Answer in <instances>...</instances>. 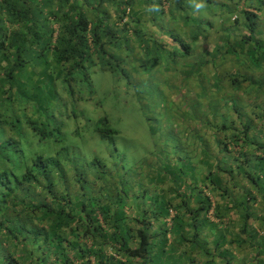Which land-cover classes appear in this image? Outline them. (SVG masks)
Instances as JSON below:
<instances>
[{"label":"trees","instance_id":"1","mask_svg":"<svg viewBox=\"0 0 264 264\" xmlns=\"http://www.w3.org/2000/svg\"><path fill=\"white\" fill-rule=\"evenodd\" d=\"M232 1L0 0V264H150L158 239L165 235L163 219L169 208L175 212L173 220L189 218L193 237L198 236L196 212L205 204L189 205V195L200 191L195 185L189 193L178 191L185 197L175 203L162 190L127 195L128 186L115 183L104 186L110 195H101V186L93 185L106 167L93 156L87 163L78 162L84 158L78 150L53 145L66 139V130L73 127L70 119L81 117L79 104L93 98L92 67L127 80L133 68L154 70L155 89L163 91L173 79L194 76L189 65L197 60L189 59L196 56L201 37L210 70L223 60L213 63L220 54L235 49L229 37H239L242 52L248 48L253 58L262 57L264 44L254 31L255 12L264 0H257L252 10L251 0ZM239 23L243 33H238ZM208 36L225 50H208ZM199 62L195 80L205 78L202 68L207 63ZM37 65L45 69L46 87L42 100L32 104L18 85ZM233 71L222 79L236 81L240 74ZM256 85L261 88L263 82ZM254 104L247 108L252 117L244 114V104H234L240 116L236 134L247 135L260 117L261 109L256 111ZM60 106L70 109L64 117L56 116L57 109L64 110ZM104 120L97 119L93 130L115 134L106 122L97 126ZM83 121L75 125L91 126L88 118ZM235 139L240 162L248 163L251 154L245 153V144L255 141L248 136ZM96 168L100 170L90 181Z\"/></svg>","mask_w":264,"mask_h":264},{"label":"rangeland","instance_id":"2","mask_svg":"<svg viewBox=\"0 0 264 264\" xmlns=\"http://www.w3.org/2000/svg\"><path fill=\"white\" fill-rule=\"evenodd\" d=\"M230 1L233 3L232 0ZM229 3L227 2L226 5L230 6ZM216 23L217 19L215 25ZM201 38L196 42V50H198L193 51L196 56L189 59L197 60L193 66L189 65V69L194 76L186 79L183 77L173 79V86L171 85L163 91L159 88L155 89V82L153 81L155 77L153 78L152 75L154 70L146 73L145 70L140 69V66L137 69L133 68L130 71L132 75L127 80L116 72L99 69L97 66L90 69L93 98L91 101L79 104L80 112H77V115L80 116L81 113V117L76 120L70 119L68 123L73 127L66 130V139L57 141L53 146L58 148L59 145H65L70 150H78L79 155L85 158L81 157L78 162L82 160V162L87 163L93 156L106 167L103 170L104 173L95 180L93 185L95 189L101 186L98 192L101 195H110L109 191L104 189V186H110L111 183L122 184V187L128 186L125 189L128 190L127 195L132 192L143 195L139 193L141 190H145V195L154 194L155 190L158 192L162 190L164 195H168L165 191L169 188L172 193H175L172 195H177L178 190H181L185 185L188 186V181H194L192 179L195 178V175L197 183H199L198 181L204 178L208 170H212L217 174V166L225 165V160L221 163H212L215 160L213 159L206 163L205 167H201L198 158L194 157L195 155L197 157V152L205 146L203 138L196 135H198L197 131H202L206 114L201 112L202 115L200 114L199 118H194L196 114H194L193 106L187 99L186 91L196 90L197 95L201 97L198 100L201 103L200 105H207V113H209V108L211 109L209 106L211 100L205 99L207 88L201 90L197 86L198 84L207 86L209 82L199 81V78L194 79L196 78L195 70L199 64H202L199 60H204L208 67L211 63V59L206 57L205 46ZM207 41L211 43L213 41L212 37L208 36ZM177 58L183 60L182 57L177 56ZM44 70L42 65L34 66L32 70L27 71L26 77L19 82L18 89L23 86L24 95L32 100V104L42 100L43 90L46 87L43 78L45 76L43 75ZM210 75H212V72ZM138 76L140 78H137ZM136 78L138 79L137 82H135ZM224 81L226 80L222 82ZM46 82L49 86V78ZM209 89L212 88L209 87ZM220 98L222 96L218 97V99ZM204 101L206 104H203ZM219 103L218 100L212 101L213 107ZM66 109L70 110L69 107L64 108V110L57 109L55 111L56 116L60 114L64 117L63 113ZM102 117H105L106 120L103 122L97 121V126L101 128L106 122L105 125L116 130L115 134L108 133V136H106L93 130L95 121ZM85 118L92 122L90 123L91 126H88V124L86 127L75 125L78 122L83 124ZM73 129H76V131L73 132ZM207 132L210 131L205 127L202 134H207ZM202 136L208 141L210 140L206 135ZM212 136H214V132ZM232 157H235L234 164L237 165L235 171L244 170L245 168L239 161L240 158ZM255 161H257V157L248 159L252 169L261 172L259 185H263L264 155L261 158L263 163L261 169ZM227 168L229 169L230 166ZM98 169L91 170L92 176H88L90 181ZM212 174L214 173H208L210 177ZM252 174L255 175V173ZM235 175L232 172V174L226 176L233 177ZM165 181L167 182L166 187L164 186Z\"/></svg>","mask_w":264,"mask_h":264},{"label":"crops","instance_id":"3","mask_svg":"<svg viewBox=\"0 0 264 264\" xmlns=\"http://www.w3.org/2000/svg\"><path fill=\"white\" fill-rule=\"evenodd\" d=\"M251 3L250 10L255 7L257 0H251ZM255 13L257 17L254 37L264 44V6ZM237 29L238 33L244 31L240 23L237 24ZM238 38V36L228 38L236 50L228 48L226 54L219 55L222 58H218L217 55V60H223L213 69L210 70L207 64L202 68L205 78L199 79V81L205 80L209 84L207 86L198 84L197 86L199 89L207 88L205 99L211 100L209 113H207V105L201 106V103L198 102L201 97L197 95L196 90L186 91L187 99L196 114L194 118H199L200 114L202 115L201 112H205L202 131L205 127L210 131L207 134L197 131L198 135L195 134L197 137L203 138L205 146L197 152V157L196 155L194 157L198 158L201 167H205V164L213 159L216 161L213 160L212 163H221L225 160V165L217 166V174L208 170L204 178L198 181L199 183H197L195 175V178L192 179L194 181H188V186L185 185L181 190H178L181 192L185 190V193H189L190 187L193 185L196 186V190H200L198 194L189 195L191 207L200 201L202 205L205 204L200 211L196 212V221L201 222L195 225L198 229V236L193 237L192 226L187 221L189 218L173 220L175 212L169 208L168 215L163 219L165 235L158 239V245L153 250L150 264H264V182L261 180L263 185H259L261 172L252 169L250 162L242 163L244 170L235 171L237 165L234 164L235 157H232H238L240 150L235 135L238 137L248 136L255 143L245 144V153L251 154L249 158L257 157L255 163L259 169L263 166L261 158L264 155V113L261 107L264 105V53L261 55L262 57L255 59L252 54L250 55L252 52H249L248 48H244V52H242L238 48L240 46L236 41ZM212 43L208 50H211L213 46H218L217 54L225 50V47L220 46V41H216L215 45L213 41ZM233 70L240 74L238 79L231 82L226 74V81L222 82L223 75ZM211 72L212 75H210ZM206 77H211V79ZM217 79L220 81L218 82ZM256 82H263L261 88L257 87ZM221 96L222 98L218 99ZM215 100L220 103L213 107L212 101ZM253 103L257 105L256 111L261 109L260 117H256L255 121H252V127L247 135L236 134L240 116L234 112V104L236 107L244 104L243 110L245 111ZM203 104L206 102L204 101ZM203 107L205 108L203 109ZM202 109L203 111H201ZM248 110L244 114L251 116L248 114ZM213 132L214 136H212ZM202 135H206L210 140L208 141ZM223 153L225 154L223 155ZM211 172L214 174L210 177L208 173ZM232 172L236 175L228 176L229 180L226 175L232 174ZM252 173H255L257 178ZM166 184L165 181V187ZM169 189L165 191L168 194L166 197L170 198L173 203L177 202L180 196L185 197V195H172L174 193ZM184 213L188 215L186 211ZM177 214L180 212L177 211Z\"/></svg>","mask_w":264,"mask_h":264}]
</instances>
